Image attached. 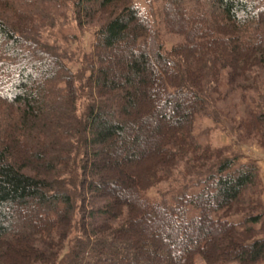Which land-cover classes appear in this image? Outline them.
Wrapping results in <instances>:
<instances>
[{
	"label": "trees",
	"instance_id": "trees-1",
	"mask_svg": "<svg viewBox=\"0 0 264 264\" xmlns=\"http://www.w3.org/2000/svg\"><path fill=\"white\" fill-rule=\"evenodd\" d=\"M162 3L167 52L132 0H77L84 80L0 14V264H264L257 163L195 135L232 102L235 145L264 149V0Z\"/></svg>",
	"mask_w": 264,
	"mask_h": 264
},
{
	"label": "rangeland",
	"instance_id": "rangeland-1",
	"mask_svg": "<svg viewBox=\"0 0 264 264\" xmlns=\"http://www.w3.org/2000/svg\"><path fill=\"white\" fill-rule=\"evenodd\" d=\"M77 0H0L1 17L11 19L16 24L17 21L26 25L28 29H33L40 36L43 42L49 43L60 50L65 59L66 66L78 78L83 80L88 76L85 71L84 56L91 50L93 33L96 30L94 23L85 25L82 28L77 26L75 21ZM139 6L151 19L157 32L163 51L167 52L170 48L179 42L182 38L166 32L162 21V0H132ZM17 21H16V20ZM263 95V93H262ZM255 104L262 102L261 96H246L249 103L250 98ZM260 97V98H259ZM249 98V100H248ZM234 101V100H233ZM232 102L227 106H231ZM251 105H253L251 103ZM83 100L79 102V108L82 110ZM225 105L218 103L214 106V112L209 117L198 116L195 122V135L199 143L209 144L211 147L228 146L235 155L241 157V161L253 160L261 169V181L264 192V149H260L253 144L245 146L235 145V134L231 133L229 122L220 112H226ZM243 106L238 105L239 112H242ZM220 110V111H219ZM219 111V112H218ZM234 137V138H233ZM124 169L127 172L133 170V166H127L124 162ZM126 185L128 183H125ZM177 183L160 184L148 192L150 199H161V195L167 197L173 195L178 189ZM174 191V192H173ZM173 192V193H172ZM264 203V202H263ZM196 264H203L199 257L195 258Z\"/></svg>",
	"mask_w": 264,
	"mask_h": 264
},
{
	"label": "crops",
	"instance_id": "crops-1",
	"mask_svg": "<svg viewBox=\"0 0 264 264\" xmlns=\"http://www.w3.org/2000/svg\"><path fill=\"white\" fill-rule=\"evenodd\" d=\"M257 165H258V164H257ZM258 168H259L260 175H261V169H260L259 165H258ZM261 177H262V175H261ZM262 200H263V202H264V192H263V195H262Z\"/></svg>",
	"mask_w": 264,
	"mask_h": 264
}]
</instances>
